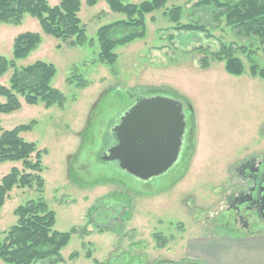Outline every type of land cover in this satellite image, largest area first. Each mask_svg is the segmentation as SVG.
<instances>
[{
    "label": "rangeland",
    "instance_id": "rangeland-1",
    "mask_svg": "<svg viewBox=\"0 0 264 264\" xmlns=\"http://www.w3.org/2000/svg\"><path fill=\"white\" fill-rule=\"evenodd\" d=\"M81 1L79 15L88 39L83 46L44 33L30 14L20 25L0 23V55L7 58L18 34L42 35L41 44L17 63H53L57 72L52 85L66 96L62 109L23 101L20 110L0 115L6 130L35 120L33 129L21 135L47 149L44 189L39 191L35 182L12 189L0 213V237L16 224L15 208L40 197L56 213L55 229L79 228L61 251L65 261L59 264H191L203 262L186 256L191 238L264 235L261 225L253 235L236 231L231 207L233 197L250 187L237 168L253 158L264 162V79L249 72L250 60L264 67V45L227 25L214 3L169 0L146 16V35L118 45L116 63L107 64L99 58L97 30L126 16L112 11L104 0L95 6ZM49 2L54 6L59 0ZM172 6L182 7V23H201L207 30H175L176 23L165 13ZM225 44L237 48L235 54L246 68L243 74L228 73L225 63L214 59L213 53ZM204 56L210 60L206 69L201 67ZM11 72L0 76V83L8 84ZM72 76L90 84L80 88L68 82ZM152 96L189 100L184 111L186 128L192 124V149L191 155L183 149L168 171L144 181L117 161H105L102 153L116 143L112 130L121 117L139 97ZM13 166L22 168L18 162L0 163V177ZM73 253L77 257L71 258ZM0 264L7 263L0 259Z\"/></svg>",
    "mask_w": 264,
    "mask_h": 264
},
{
    "label": "trees",
    "instance_id": "trees-1",
    "mask_svg": "<svg viewBox=\"0 0 264 264\" xmlns=\"http://www.w3.org/2000/svg\"><path fill=\"white\" fill-rule=\"evenodd\" d=\"M100 1L102 0H86V4L95 6ZM104 1L112 11L126 16L97 30L99 58L103 63L114 64L118 59L115 48L143 38L147 29L146 16L165 7L169 0H147L139 4L130 3L129 0ZM200 2L214 3V6L223 12L227 25L233 27L238 34L251 40H258L264 45V0H201ZM81 8V0H59L54 6L49 0H0V23L20 25L24 15L30 14L38 19L44 33L61 38L71 46H83L88 43V39L86 28L79 15ZM165 13L170 21L176 23L175 30L187 32L207 30L201 23H182L181 6H172ZM41 42L40 33L25 31L14 38L11 58L0 55V76L12 71L8 84L0 83V115L20 110L23 101L29 105L42 102L46 108L65 107L66 96L52 85L57 72L53 63L42 60L25 66H19L17 63L35 50ZM233 47V44L222 45L221 50L213 53V57L225 63V70L228 73L241 75L246 71L245 64L235 54L237 48ZM245 47L242 46L241 50L246 51ZM209 65L210 60L204 56L201 59V67L206 69ZM249 72L254 77L264 79V67L252 60H250ZM67 80L69 83H76L80 88L90 84L82 76H72ZM178 98L189 104L187 98L183 96ZM1 123L0 117V163L18 162L22 164V168L13 166L8 173L0 177V213L14 187H31L35 182L39 191L44 189L43 156L47 154V149H39L35 142L27 141L21 135L33 129L35 120L7 130L1 126ZM190 150L189 155H191ZM98 207L91 209L90 214L98 210ZM14 213L17 217L16 224L0 237L2 261L7 264H59L65 261L61 251L70 243L72 235L79 232V228L73 227L69 231L55 229L56 213L41 197L17 206ZM75 257L77 253L71 255V258ZM172 262L178 264L182 261L166 260L165 263Z\"/></svg>",
    "mask_w": 264,
    "mask_h": 264
},
{
    "label": "water",
    "instance_id": "water-1",
    "mask_svg": "<svg viewBox=\"0 0 264 264\" xmlns=\"http://www.w3.org/2000/svg\"><path fill=\"white\" fill-rule=\"evenodd\" d=\"M184 106L182 99L139 97L114 126L117 143L103 159L117 161L124 171L144 181L165 173L179 158L187 124ZM257 195L264 219V173Z\"/></svg>",
    "mask_w": 264,
    "mask_h": 264
},
{
    "label": "crops",
    "instance_id": "crops-1",
    "mask_svg": "<svg viewBox=\"0 0 264 264\" xmlns=\"http://www.w3.org/2000/svg\"><path fill=\"white\" fill-rule=\"evenodd\" d=\"M225 235L191 238L186 243V256L203 261L204 264H264V235Z\"/></svg>",
    "mask_w": 264,
    "mask_h": 264
},
{
    "label": "flooded vegetation",
    "instance_id": "flooded-vegetation-1",
    "mask_svg": "<svg viewBox=\"0 0 264 264\" xmlns=\"http://www.w3.org/2000/svg\"><path fill=\"white\" fill-rule=\"evenodd\" d=\"M192 132H193V129H192V124H191L190 130L189 128L185 129L179 156L181 155L183 149L188 148V150H190L191 144H192L191 143L192 142ZM108 150L104 151L102 155L104 156L105 154H107ZM237 172H238L239 178L242 181L250 182V187H249V191H246V192L240 191L236 196L233 197L231 201V207L235 208V211H236V214H235V224L237 225L236 231H239L243 235H253L254 233L260 232L259 230L260 225L264 226V219L262 218L259 212V204L256 198L258 196L257 195L258 185L260 181L263 179L264 162L256 158L249 159L237 168ZM161 264H168V263H161ZM178 264H189V263L182 261L181 263H178ZM191 264H204V263L203 262L202 263L191 262Z\"/></svg>",
    "mask_w": 264,
    "mask_h": 264
}]
</instances>
